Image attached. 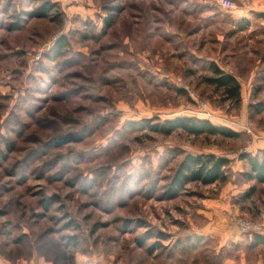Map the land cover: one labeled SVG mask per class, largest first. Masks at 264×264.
Wrapping results in <instances>:
<instances>
[{
  "label": "rangeland",
  "instance_id": "rangeland-1",
  "mask_svg": "<svg viewBox=\"0 0 264 264\" xmlns=\"http://www.w3.org/2000/svg\"><path fill=\"white\" fill-rule=\"evenodd\" d=\"M175 117L239 137L140 128ZM262 147L264 0H0V264H252L264 248L229 219L264 228L239 160ZM185 153L226 157L228 179L167 198Z\"/></svg>",
  "mask_w": 264,
  "mask_h": 264
},
{
  "label": "trees",
  "instance_id": "trees-1",
  "mask_svg": "<svg viewBox=\"0 0 264 264\" xmlns=\"http://www.w3.org/2000/svg\"><path fill=\"white\" fill-rule=\"evenodd\" d=\"M52 8V7H50ZM49 7L42 6L36 10L39 17H45L51 10ZM106 26H110L106 23ZM66 44L65 38H61L55 46L52 47L56 55H60ZM210 71L212 77L207 81L216 89L221 90L223 95L233 100L236 104L240 102V86L235 77L225 73L218 66L211 63ZM157 121L155 124H141L140 128L149 132L168 136L173 132L182 131L188 135L199 137L202 135L220 136L229 139H236L239 133L233 130L212 124L206 119L194 117H175ZM134 126L136 125L133 124ZM72 138H65L60 141L61 144L72 142ZM239 160L247 162L248 172L245 176L249 180L257 183H264V149L257 154H242ZM230 160L226 157L216 156L214 154H190L185 153L182 160L174 171L170 182L168 183L164 195L169 199L176 198L180 192L189 184L198 183L202 186H209L218 182H225L230 172ZM264 246V236L253 235L251 247Z\"/></svg>",
  "mask_w": 264,
  "mask_h": 264
},
{
  "label": "built area",
  "instance_id": "built-area-1",
  "mask_svg": "<svg viewBox=\"0 0 264 264\" xmlns=\"http://www.w3.org/2000/svg\"><path fill=\"white\" fill-rule=\"evenodd\" d=\"M230 227L236 228L241 234H257L264 236V228L256 223L241 220L235 216L229 219Z\"/></svg>",
  "mask_w": 264,
  "mask_h": 264
},
{
  "label": "crops",
  "instance_id": "crops-1",
  "mask_svg": "<svg viewBox=\"0 0 264 264\" xmlns=\"http://www.w3.org/2000/svg\"><path fill=\"white\" fill-rule=\"evenodd\" d=\"M262 149H264V147L260 148V150ZM251 241H252V238H249V243H248L249 247H251ZM251 248L258 249V248H264V246H255ZM252 264H264V258H262L261 256H257L256 258H254V261L252 262Z\"/></svg>",
  "mask_w": 264,
  "mask_h": 264
}]
</instances>
